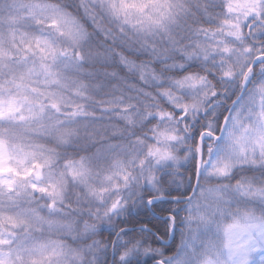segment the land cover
Masks as SVG:
<instances>
[{
	"label": "snow or ice",
	"instance_id": "obj_1",
	"mask_svg": "<svg viewBox=\"0 0 264 264\" xmlns=\"http://www.w3.org/2000/svg\"><path fill=\"white\" fill-rule=\"evenodd\" d=\"M0 264H264V0H0Z\"/></svg>",
	"mask_w": 264,
	"mask_h": 264
},
{
	"label": "trees",
	"instance_id": "obj_2",
	"mask_svg": "<svg viewBox=\"0 0 264 264\" xmlns=\"http://www.w3.org/2000/svg\"><path fill=\"white\" fill-rule=\"evenodd\" d=\"M179 242V235H177V239H176V243H178ZM175 245H173V247H174Z\"/></svg>",
	"mask_w": 264,
	"mask_h": 264
}]
</instances>
